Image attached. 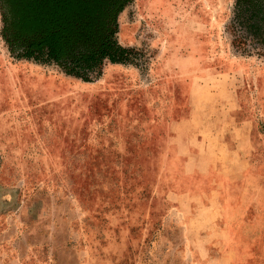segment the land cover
Segmentation results:
<instances>
[{
  "label": "rangeland",
  "instance_id": "374dc122",
  "mask_svg": "<svg viewBox=\"0 0 264 264\" xmlns=\"http://www.w3.org/2000/svg\"><path fill=\"white\" fill-rule=\"evenodd\" d=\"M235 0H131L91 83L1 38L0 264H264V56Z\"/></svg>",
  "mask_w": 264,
  "mask_h": 264
},
{
  "label": "trees",
  "instance_id": "16d2710c",
  "mask_svg": "<svg viewBox=\"0 0 264 264\" xmlns=\"http://www.w3.org/2000/svg\"><path fill=\"white\" fill-rule=\"evenodd\" d=\"M131 0H5L1 38L17 59L54 65L91 83L106 62L132 64L117 40L118 16ZM239 56H264V0H235L228 24Z\"/></svg>",
  "mask_w": 264,
  "mask_h": 264
},
{
  "label": "flooded vegetation",
  "instance_id": "af4514ba",
  "mask_svg": "<svg viewBox=\"0 0 264 264\" xmlns=\"http://www.w3.org/2000/svg\"><path fill=\"white\" fill-rule=\"evenodd\" d=\"M3 1H5V0H3Z\"/></svg>",
  "mask_w": 264,
  "mask_h": 264
}]
</instances>
